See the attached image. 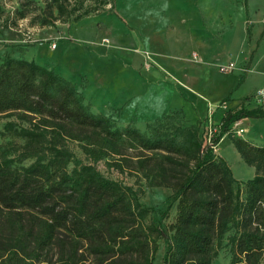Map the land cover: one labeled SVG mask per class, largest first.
<instances>
[{
  "label": "trees",
  "instance_id": "1",
  "mask_svg": "<svg viewBox=\"0 0 264 264\" xmlns=\"http://www.w3.org/2000/svg\"><path fill=\"white\" fill-rule=\"evenodd\" d=\"M109 4L115 7L114 0H51L40 24L78 22ZM252 98L219 122L220 136L229 133L244 163L256 170L239 181L224 158L203 146L204 120L189 124L182 110H174L144 131L133 123L117 126L94 113L53 69L6 58L0 63V114L28 125L9 121L0 133V264H47L54 249L59 264H86L84 247L99 264H154L163 239L169 241L164 264H212L226 237L231 264H264V146L230 132L233 123L264 118V108L246 106ZM179 114L185 123L176 121ZM68 139L83 144L89 163L66 147ZM117 156L118 163L107 161L109 168H131L148 187L172 192L178 205L169 228L147 221L138 190L98 170L99 161Z\"/></svg>",
  "mask_w": 264,
  "mask_h": 264
},
{
  "label": "rangeland",
  "instance_id": "2",
  "mask_svg": "<svg viewBox=\"0 0 264 264\" xmlns=\"http://www.w3.org/2000/svg\"><path fill=\"white\" fill-rule=\"evenodd\" d=\"M0 1L3 11L0 14V63L8 57L28 58V52L40 43L51 46L59 43L56 53L60 57L51 51L50 60L35 62L72 82L94 113L110 116L117 126H124L122 103L129 102L136 93H142L149 81L160 80L164 87L175 85L169 79L182 73L174 68L193 73V69L207 67L212 78L205 76L202 87H195L203 94L207 91L212 97L233 95L236 101L246 93L249 94L246 97L254 96V91H249L252 84L246 78L254 49L259 47L260 54L264 53V0H114V8L109 4L99 13L78 22H56L54 26L40 24L42 13L49 9L51 0ZM21 12L26 14L25 18L20 16ZM242 53H245L244 57L239 59ZM147 60L150 65L146 64ZM229 63H234L235 68L224 71ZM242 104L243 101L238 102L230 109H237ZM246 106H256L253 98ZM137 108L138 105H131L130 112L134 114ZM143 111L141 106L140 112ZM9 121L28 125L15 115L0 114V133ZM176 121L186 122L183 114H179ZM260 121L255 127L238 121L246 130L243 135L235 132L233 123L231 135L264 146V118ZM151 122L139 124L141 128L136 121L131 123L144 131ZM215 125L221 129L220 123ZM222 138L226 142H219L215 153L227 161L237 180L245 178L242 167H248L247 164L238 163L230 155L228 142L232 140L229 133ZM4 141L0 136V144ZM65 145L77 159L90 162L81 142L68 139ZM107 161L118 163V156L99 161L96 164L98 170L108 178L138 190L139 202L149 210L148 222L167 228L175 222L178 201L173 199L170 190L148 187L140 174L131 168L124 167V171H119L115 167L109 168ZM31 162L32 159H28L21 165ZM73 167L74 164H70L69 170ZM245 198L242 184L240 199ZM172 233L169 231V235ZM168 246L167 239L159 241L154 264H164ZM84 248L80 252L84 254L86 264H99ZM47 259V264H59L58 249L51 251ZM231 261L226 237L212 264H231Z\"/></svg>",
  "mask_w": 264,
  "mask_h": 264
},
{
  "label": "crops",
  "instance_id": "3",
  "mask_svg": "<svg viewBox=\"0 0 264 264\" xmlns=\"http://www.w3.org/2000/svg\"><path fill=\"white\" fill-rule=\"evenodd\" d=\"M59 45V43L56 44V47L54 48L50 43H40L37 47L32 48L31 51L28 52L29 57L25 59L30 61H48L50 60L48 57L50 52L52 51L53 54H57L56 51L59 48ZM65 47H67V45H65ZM62 48L64 49V46H62ZM244 54L245 53L240 54L239 59L241 57L243 58ZM259 54L260 48L256 47V49L253 51V55L250 56L249 62H251L252 65L246 78V80H249L252 84V88L249 91H254V94L264 83V68H261V65L264 63V53L260 55ZM56 56L57 58L60 57L58 54ZM174 70L182 74L180 76H172L173 78L169 79L171 82H173V84H175L172 85V87H164L160 85V80L154 83L149 81L142 93H136V95H134V97L129 102L124 104L122 103L123 113L121 122L124 126L128 125L132 121H136L138 127L141 128L142 124H145L149 121H154L157 118L170 113L172 110H182L186 116L187 122L189 124H196L200 121H205L209 113V109H213V120L216 123H219L225 112L230 109V106H236L235 104L243 101V99L249 95L248 93L243 94V96L237 98L238 101H236V98H233L232 95V100L229 103L226 102L221 104V101L226 98V96L219 95L217 97H212L210 96L211 94H209V92L205 91L206 94H203L200 90H196L199 88H195L202 87L205 76L212 78V75L209 73L210 70H208L207 67H201L196 70L193 69V73H191V71L188 73L182 72L176 68H174ZM207 80L208 82L210 81V79ZM132 86H134V84ZM132 92H134V90H132ZM227 103L229 105H226ZM131 105H138L139 107L136 109L134 114H132V111L130 112ZM141 106L145 110L142 113L140 112ZM124 113H126V115ZM124 115L125 119L123 120ZM242 121L250 124V127H255L261 122L260 119L253 118H246ZM224 142H226L225 139L222 140V144ZM228 144L229 153L234 158V160L240 164H245L240 154L235 149L232 141L228 142ZM242 170H244L246 173L243 175L245 178H239L238 180L246 179L245 181H247L252 179L256 174L255 168L251 166L244 167L243 165Z\"/></svg>",
  "mask_w": 264,
  "mask_h": 264
},
{
  "label": "built area",
  "instance_id": "4",
  "mask_svg": "<svg viewBox=\"0 0 264 264\" xmlns=\"http://www.w3.org/2000/svg\"><path fill=\"white\" fill-rule=\"evenodd\" d=\"M56 44H53L52 47L55 48ZM146 62L147 65H150L149 60ZM235 68L234 63L227 64L224 71H232ZM253 100L256 103V106H260L264 108V83L263 85L256 91L253 96ZM214 110L209 109V113L204 121V126L202 129L201 140L203 142L204 147H210L214 152H217L219 142L222 141V137L220 136V129L215 125V121L213 120ZM235 132L239 135H243L246 130L241 126L240 122L235 123Z\"/></svg>",
  "mask_w": 264,
  "mask_h": 264
},
{
  "label": "bare ground",
  "instance_id": "5",
  "mask_svg": "<svg viewBox=\"0 0 264 264\" xmlns=\"http://www.w3.org/2000/svg\"><path fill=\"white\" fill-rule=\"evenodd\" d=\"M55 47H56V45H55Z\"/></svg>",
  "mask_w": 264,
  "mask_h": 264
}]
</instances>
